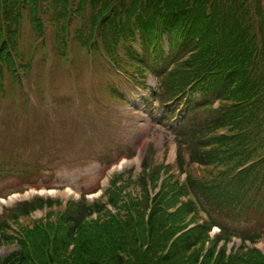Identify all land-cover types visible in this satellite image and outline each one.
Instances as JSON below:
<instances>
[{"label":"trees","instance_id":"trees-1","mask_svg":"<svg viewBox=\"0 0 264 264\" xmlns=\"http://www.w3.org/2000/svg\"><path fill=\"white\" fill-rule=\"evenodd\" d=\"M74 16V41L88 53H106L141 80L157 74L168 123L189 91L174 131L176 169L156 166L150 146L142 173L117 177L106 193L114 212L85 197L17 205L0 219V249H12L0 264H264L246 245L264 239V0H0L1 92L7 76L16 87L32 68L35 50L19 47L25 23L43 47L50 24L67 58ZM13 178L36 183L32 172L0 171V184ZM234 238L244 244L230 250Z\"/></svg>","mask_w":264,"mask_h":264},{"label":"rangeland","instance_id":"rangeland-1","mask_svg":"<svg viewBox=\"0 0 264 264\" xmlns=\"http://www.w3.org/2000/svg\"><path fill=\"white\" fill-rule=\"evenodd\" d=\"M71 24L72 54L67 58L59 57L54 33L47 24L46 48L36 41L42 50L33 52L32 62L29 58L26 60V65L32 67L28 77L23 79L20 74L26 90L11 86V78L7 76L6 93L0 92V170L9 171L3 161L10 162L12 168L19 163L16 169L21 171L30 167L33 171L35 165H39L43 174L34 171L31 182H36L37 186L48 182L46 185L52 187L71 189L74 194L70 198H78L79 193L94 190L103 179L109 165L102 164L100 158L107 153V148L127 146L144 155L147 145L153 143L158 150L156 165L165 160L173 163L176 149L173 126L163 124V110L151 113L150 106H145L147 99L153 101L149 90L136 89L128 78L117 76L113 87L124 98L111 97L107 90L119 72L102 53L90 58L84 47L73 42L72 34L80 24L78 17L74 16ZM32 35L26 22L19 42L22 51L37 49ZM164 43L167 51V38ZM139 49L137 45L136 51ZM45 54L50 61L44 64ZM121 56L123 61L129 62L122 51ZM145 77L147 85L156 89L155 77L151 73H146ZM133 167L140 172L136 160L125 161L108 176ZM27 185V179L14 178L1 183L0 187L11 188L5 191L7 194L11 190L34 187ZM29 194L30 198L22 196L13 203L7 201L6 206L38 195L35 191ZM258 248L264 252V243ZM11 251L8 247L1 248L0 258L7 257Z\"/></svg>","mask_w":264,"mask_h":264}]
</instances>
